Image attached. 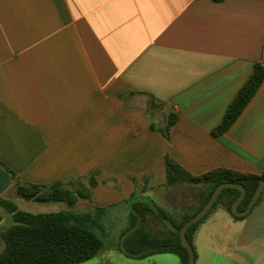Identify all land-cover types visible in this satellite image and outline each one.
Listing matches in <instances>:
<instances>
[{"label":"crops","instance_id":"1","mask_svg":"<svg viewBox=\"0 0 264 264\" xmlns=\"http://www.w3.org/2000/svg\"><path fill=\"white\" fill-rule=\"evenodd\" d=\"M257 63L264 0H0V195L98 172L80 212L119 209L129 226L134 195L184 202L166 157L193 176L263 175L264 83L213 135Z\"/></svg>","mask_w":264,"mask_h":264},{"label":"trees","instance_id":"2","mask_svg":"<svg viewBox=\"0 0 264 264\" xmlns=\"http://www.w3.org/2000/svg\"><path fill=\"white\" fill-rule=\"evenodd\" d=\"M263 83L264 65L257 63L249 79L228 106L221 123L214 129V136H221L230 130ZM173 124L174 120L169 119L163 131L167 138ZM165 169L166 186H187L186 198L180 206H176L175 211L179 210V215L173 218L152 200L135 195L132 197L129 226L121 242L125 254L129 257L143 259L153 254L170 253L178 255L183 264H188L189 253L181 242L180 230L188 220L199 213L216 188L224 183L243 185L246 188V196L239 205V211L242 212L248 207L260 182L264 181V174L259 176L228 169H216L201 176H193L170 157H166ZM97 174L98 172L90 174L88 184L80 177L50 185L16 182L17 195L26 201L60 202L69 208L56 213L26 212L20 210L14 201L0 195V207L13 218V225L0 231V240L4 244L0 252V264H81L97 257L103 250L104 243L94 228L103 212L101 209H95L93 212L74 211L80 200L91 201L98 184L95 178ZM137 182L136 180L135 183ZM240 194L238 189H225L204 219L188 229L186 237L193 247L199 226L219 205L234 219L246 217H238L232 213V206ZM161 216H164L165 220ZM151 217L168 225L169 233H153L149 229Z\"/></svg>","mask_w":264,"mask_h":264},{"label":"rangeland","instance_id":"3","mask_svg":"<svg viewBox=\"0 0 264 264\" xmlns=\"http://www.w3.org/2000/svg\"><path fill=\"white\" fill-rule=\"evenodd\" d=\"M15 203L26 212L56 213L68 210L65 203H28L16 197ZM156 205L170 217H177L179 210H173L169 203L157 201ZM84 206L74 208L75 212ZM119 209H111L101 214L94 231L103 240L104 248L92 260L81 264H183L176 254H153L143 259H135L125 254L121 242L127 220ZM214 211L199 226L194 241L195 264H264V193L250 214L240 220L229 213L214 217ZM149 229L158 235L168 234L169 226L153 218ZM198 231H200L198 233Z\"/></svg>","mask_w":264,"mask_h":264},{"label":"water","instance_id":"4","mask_svg":"<svg viewBox=\"0 0 264 264\" xmlns=\"http://www.w3.org/2000/svg\"><path fill=\"white\" fill-rule=\"evenodd\" d=\"M230 188L238 189L241 192L240 196L238 197V199L235 201V203L232 206V213L235 216L244 217V216H247L248 214L251 213L254 205L257 203V201L259 200V198L263 194V192H264V181L260 182L258 188L256 189L253 197L251 198V200L249 202L248 207L246 208L245 211H242V212L239 211V205L241 204V202L244 200V198L246 196V188L243 185L234 184V183H224V184H221L220 186H218L216 188V190L213 192L211 198L205 204V206L199 211L198 214H196L194 217H192L190 220H188L180 230L181 242L189 253V263L188 264H195V261H196L194 247L192 246V244L188 241V239L186 237V233H187L188 229H190L193 225L202 221L204 219V217L209 213L211 208L215 205V203L217 202L221 193L225 189H230ZM161 218L163 220H165L164 216H161Z\"/></svg>","mask_w":264,"mask_h":264}]
</instances>
